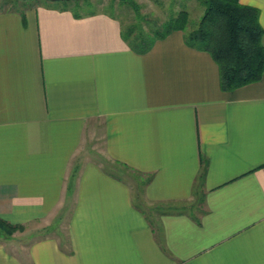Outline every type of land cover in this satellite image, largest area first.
<instances>
[{"label": "crops", "instance_id": "crops-1", "mask_svg": "<svg viewBox=\"0 0 264 264\" xmlns=\"http://www.w3.org/2000/svg\"><path fill=\"white\" fill-rule=\"evenodd\" d=\"M0 217V264H264V74L224 90L183 31L140 54L112 12L0 7Z\"/></svg>", "mask_w": 264, "mask_h": 264}, {"label": "trees", "instance_id": "trees-1", "mask_svg": "<svg viewBox=\"0 0 264 264\" xmlns=\"http://www.w3.org/2000/svg\"><path fill=\"white\" fill-rule=\"evenodd\" d=\"M12 1L3 0L0 7L10 6ZM200 1L205 6L204 13L196 27L189 29L187 10L183 9L177 16L172 15L162 24H157L151 22L149 16L142 13L140 5L131 0L137 21L128 25L122 22V36L132 50L142 54L149 51L157 40L180 30L189 46L213 56L220 68L224 90L260 80L264 74V28L260 22V10L240 0ZM71 9L77 16L83 12L79 6ZM205 176L204 166L199 176L200 184ZM21 228L22 225H13L0 217L1 233L11 235Z\"/></svg>", "mask_w": 264, "mask_h": 264}, {"label": "rangeland", "instance_id": "rangeland-1", "mask_svg": "<svg viewBox=\"0 0 264 264\" xmlns=\"http://www.w3.org/2000/svg\"><path fill=\"white\" fill-rule=\"evenodd\" d=\"M41 1L43 0H19V1L14 0V2L13 1L11 2L10 6L21 7L24 4L30 5ZM49 1H52V3L60 6H65V5L69 7L79 6L81 8V11L83 12H92L98 9L101 10L103 9L105 11H109L118 15L122 20V22H124V24L126 25L137 21L135 12L132 6L130 5L131 0H68V1L49 0ZM133 1H135L140 5L142 13L147 14L149 18L152 20L151 22L153 23L155 22L157 24H162L163 22L168 20L172 15L177 16L181 10L185 9L189 12L190 15L189 29L196 27V23L200 20L205 10V6L202 4L200 0H133ZM94 144H95V138L93 139L90 137V142L88 143L89 148L92 147ZM108 165L114 168L115 170L120 171L121 175L124 176L129 181V183L132 184L134 190H136L134 193L135 201L140 205L141 203L144 205L142 199L139 198L137 193L140 189L139 186H141L143 181L146 180L147 175H143L139 172H136L128 167L123 166L118 162L110 161ZM200 200L201 198L199 196H196L194 201H190L185 205L187 209L190 211L197 210L200 209V205H199ZM24 229L25 228L23 227L18 230H24ZM16 231H14L12 234H14Z\"/></svg>", "mask_w": 264, "mask_h": 264}, {"label": "water", "instance_id": "water-1", "mask_svg": "<svg viewBox=\"0 0 264 264\" xmlns=\"http://www.w3.org/2000/svg\"><path fill=\"white\" fill-rule=\"evenodd\" d=\"M55 1H57V0H55Z\"/></svg>", "mask_w": 264, "mask_h": 264}]
</instances>
